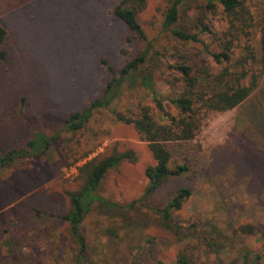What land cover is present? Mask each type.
<instances>
[{"label":"rangeland","instance_id":"rangeland-1","mask_svg":"<svg viewBox=\"0 0 264 264\" xmlns=\"http://www.w3.org/2000/svg\"><path fill=\"white\" fill-rule=\"evenodd\" d=\"M120 1L0 0V26L8 33L7 60L0 62V150L36 142L32 157L0 170V264H179L182 255L192 264H264V147L254 141L260 94L211 115L193 143L173 149L171 166L187 157L191 170L151 194L146 170L156 162L149 146L118 120L149 106L167 123L156 98L177 115L164 77L177 74L178 54L219 71L211 57L221 52L219 42L196 24L207 15L221 36L230 19L220 5L210 13L208 0H189L182 22L167 30L172 0H146L138 15L144 40L113 14ZM243 1L253 18L264 5ZM174 30L199 34L200 42L183 41ZM142 53L143 67L121 80L123 66ZM115 78L108 105L70 130V114L105 97ZM56 138L43 157H34ZM129 151L137 162L109 170L86 211L84 256L69 223L51 215L70 211L67 192L84 188L89 173L80 169L87 162ZM182 188L192 195L169 224L160 210Z\"/></svg>","mask_w":264,"mask_h":264},{"label":"trees","instance_id":"trees-1","mask_svg":"<svg viewBox=\"0 0 264 264\" xmlns=\"http://www.w3.org/2000/svg\"><path fill=\"white\" fill-rule=\"evenodd\" d=\"M188 1L172 0L164 20L165 29L169 30L182 22L181 9ZM218 5L223 8V12L230 19V27L227 31L217 36L206 23L207 15L198 18L196 28L200 29L201 34L214 35L219 42L221 52L211 53V57L214 67L220 70H213L205 60L201 63L195 61L193 55L178 54L179 63L174 67L177 74L164 77L166 84L174 91L169 101L178 110V114L168 113L161 101L156 98L162 118L166 119L167 123H162L157 119L149 106H142L131 117L118 115V120L134 126L142 141L148 144L156 162L146 170V176L150 182L147 194L157 191L170 179L190 172L187 157L183 160L185 163L175 167L171 166L173 149L183 150L188 144L193 143L211 115L232 111L256 94H260L261 98L254 104L256 110L254 112L256 114L254 141L264 147V5L258 7L260 12L254 10V18L250 15L249 8L243 0H208L207 8L211 10L210 13H215ZM146 6V0H121L113 10L116 17L144 40H146V34L138 20V15ZM173 33L183 41L200 42L199 34L185 30H174ZM7 35L6 29L0 26L1 63L7 60V52L3 49ZM146 61L147 53H142L129 60L119 72L120 79L124 80L131 76L142 68ZM109 71L115 74L111 66H109ZM117 81L118 79L115 78L109 84L105 97L92 100L88 107L71 113L67 119V127L70 130L82 128L83 124L92 118L95 110L108 105V93ZM56 140L57 138L47 142L45 150L40 151L34 157H43ZM35 144L36 142L30 141L23 147L8 151L0 150V170L14 166L16 162L24 161L25 157H32L30 150L31 147L35 150ZM137 160L136 153L129 151L114 153L103 159L87 162L80 169L81 173L86 171L89 173L84 188L79 192H67L71 201L70 211L65 215H51L69 223L72 235L82 245L81 252L84 256L86 243L81 232V225L85 220L86 211L97 200L95 192L109 170L117 169L124 161L136 163ZM191 195L189 188L180 189L171 203L165 209L160 210L164 220L171 224L173 212L181 210ZM39 213L37 211V214ZM179 264L192 263L189 256L182 255Z\"/></svg>","mask_w":264,"mask_h":264}]
</instances>
